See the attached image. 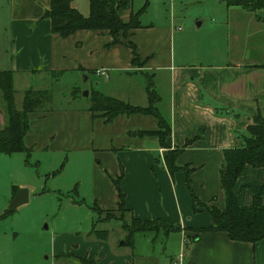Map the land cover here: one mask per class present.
<instances>
[{
    "label": "crops",
    "instance_id": "0c3cea01",
    "mask_svg": "<svg viewBox=\"0 0 264 264\" xmlns=\"http://www.w3.org/2000/svg\"><path fill=\"white\" fill-rule=\"evenodd\" d=\"M6 1L10 43L5 70L11 72L12 89L16 79L29 72L50 76L89 72L97 78L98 89L94 92L142 107L144 102L147 105L145 81L143 86L136 77L149 75L159 97L157 112L170 131L164 148H160L155 137L141 135L156 130V120L150 116H117L104 124L102 119L92 118L87 108L32 113L23 138L29 153H19L30 157L34 152H90L94 162L89 166L87 183L96 208L116 209L118 196L112 180L120 175L118 188L130 218L161 221L177 229L166 235V264L177 256L181 257L180 264H264V239L249 244L230 241L221 232H198L211 225L209 215L202 208L192 212L183 173L169 175L163 163L168 150L182 149L176 165L192 169L191 188L198 201L223 207L218 183L222 151L241 148L253 118L260 116L264 120V60L244 53L224 60L217 57L210 63V54L203 53L191 62L184 61L173 53L175 32L170 23L159 28L141 26L133 31L128 41L135 47L139 65H132L130 50L123 44L109 45L111 38L105 32L77 31L63 39L52 34L49 20L41 18L49 0ZM73 4L77 10L75 0ZM225 8L245 20L248 28L264 31V23L252 13L239 7ZM202 25L200 22L196 28ZM96 70L112 73L100 76ZM82 123L88 129L85 135ZM91 127L94 134H90ZM112 127L119 128L118 142L109 135ZM104 129H109L106 134ZM66 164V160L58 164L61 169L56 176L62 174ZM36 166L40 168L39 161ZM79 186L74 185L75 189ZM258 193L264 206V169L245 165L235 181L233 194L241 206L248 207L253 194ZM120 239L122 236L113 240L94 237L84 253L75 245L74 249L54 251L53 257L66 262L83 258L91 264H161L159 252H141L135 248V241L132 245H119Z\"/></svg>",
    "mask_w": 264,
    "mask_h": 264
},
{
    "label": "rangeland",
    "instance_id": "374dc122",
    "mask_svg": "<svg viewBox=\"0 0 264 264\" xmlns=\"http://www.w3.org/2000/svg\"><path fill=\"white\" fill-rule=\"evenodd\" d=\"M75 4L78 12L86 17L89 11L87 0H75ZM130 7L132 13L141 11L137 17L140 26L159 28L171 23L175 32L171 45L173 53L184 61L191 62L203 53L210 54V63L217 61V57L224 60L244 53L264 60V31L248 28L245 20L226 10L218 0H132ZM8 11L9 3L0 0V71L7 68L9 57ZM127 14V11L122 13L123 21ZM200 22L202 27L196 28ZM111 73L105 72V75L110 76ZM96 79L89 72H68L57 76L29 72L27 76L16 79L13 85L15 108L20 109L23 91L31 88L49 92L50 102L43 106L49 112L85 110L89 106L90 93L97 88ZM136 79L144 86L142 76ZM145 106L146 103H142V107ZM4 119L0 105V128ZM82 124L85 135L88 129ZM104 130L103 134H106L109 129ZM90 134H94L93 127ZM109 135L118 142L119 128L112 127ZM130 136H133V131ZM29 156L23 153L0 155V264H89L83 258L66 262L64 258H54L53 253L63 250V247L74 249L75 245L79 246L80 253H84L90 246L87 243L93 242L94 230L104 233L99 237L110 240L122 236L132 244L135 241V248L141 252H159L162 254L160 263L166 264L167 238L160 233L163 225L156 224L151 228L157 233L130 235L127 230L133 229V224L127 213L116 209H94L87 183L89 166L94 162L90 152H34ZM65 160L66 168L60 176L46 175L59 169L58 164ZM37 161L40 168L36 166ZM45 165L50 166L45 168ZM153 165L160 167L156 163ZM75 184H80L79 189H75ZM14 189L25 190L27 202L8 213L9 202L16 193Z\"/></svg>",
    "mask_w": 264,
    "mask_h": 264
},
{
    "label": "trees",
    "instance_id": "16d2710c",
    "mask_svg": "<svg viewBox=\"0 0 264 264\" xmlns=\"http://www.w3.org/2000/svg\"><path fill=\"white\" fill-rule=\"evenodd\" d=\"M132 0H87L88 15L83 17L71 6L73 0H49L48 9L41 18L50 22V32L59 38H67L77 31L105 32L111 38L109 45L123 44L131 52V64L137 65L138 58L135 47L128 39L133 31L141 28L137 17L139 12L132 13ZM226 7H239L241 10L254 14L255 18L264 23V0H220ZM128 12L125 21L121 19L123 12ZM122 38V39H121ZM125 41L123 42V40ZM145 95L147 105L145 107L132 106L126 102L110 97H105L97 92L89 95L87 111L92 118L98 117L104 124L110 123L117 116L145 115L156 120V130L142 133L141 135L153 136L157 139L160 148H164V139L169 135L167 123L159 116L156 104L159 97L153 90L152 77L144 75ZM14 90L11 84V72L0 71V105L5 115L4 125L0 128V155H11L28 150L24 147L23 138L29 128L28 115L32 113L47 112L43 109L50 102L48 91L26 90L22 94L21 109L14 106ZM187 143L184 145V147ZM182 152L180 150H168L163 158L164 166L169 173L181 171L184 175V183L189 194L192 212L202 208L210 217L211 225L198 232H221L233 242L254 244L264 239V206L261 203L260 194H253L251 205L243 207L238 197L233 194L235 181L239 178L242 168L248 165L253 168L264 169V120L260 116L253 118V123L247 128V135L243 137L242 147L238 149H226L222 151V160L218 169L219 189L223 196L222 208L201 204L191 189L190 174L192 169L187 166L178 167L176 159ZM59 169L51 173L54 176ZM120 175L112 180L118 196L116 210L126 212L123 197L118 188ZM16 189H14L15 193ZM14 195V194H13ZM95 210L101 211L94 206ZM10 213V212H8ZM132 219L133 229L127 232L130 235L157 233L154 225L161 224L163 236L177 229L161 221H141ZM153 225L152 227H150ZM99 232L94 230L92 234L96 239ZM104 234V233H103ZM123 245H131V241L123 239ZM89 264H91L89 262Z\"/></svg>",
    "mask_w": 264,
    "mask_h": 264
},
{
    "label": "water",
    "instance_id": "95a60500",
    "mask_svg": "<svg viewBox=\"0 0 264 264\" xmlns=\"http://www.w3.org/2000/svg\"><path fill=\"white\" fill-rule=\"evenodd\" d=\"M71 6H74V4L71 3ZM198 25L199 23L196 24V26ZM84 95L86 96L87 93H84ZM198 132H201V130H199ZM26 202H27V192L23 189L17 190L9 202L7 212H13L16 208L25 204ZM122 244H123L122 241L119 242V245Z\"/></svg>",
    "mask_w": 264,
    "mask_h": 264
},
{
    "label": "built area",
    "instance_id": "2783aa9c",
    "mask_svg": "<svg viewBox=\"0 0 264 264\" xmlns=\"http://www.w3.org/2000/svg\"><path fill=\"white\" fill-rule=\"evenodd\" d=\"M95 74L100 75V76H105V73L103 70H96ZM180 261H181V257L177 256L173 261H170L168 264H180Z\"/></svg>",
    "mask_w": 264,
    "mask_h": 264
}]
</instances>
